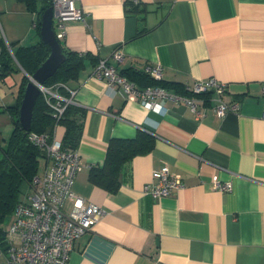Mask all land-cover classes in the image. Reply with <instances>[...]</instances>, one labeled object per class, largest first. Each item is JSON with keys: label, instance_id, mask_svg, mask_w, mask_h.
Wrapping results in <instances>:
<instances>
[{"label": "crops", "instance_id": "obj_1", "mask_svg": "<svg viewBox=\"0 0 264 264\" xmlns=\"http://www.w3.org/2000/svg\"><path fill=\"white\" fill-rule=\"evenodd\" d=\"M125 1L76 0L85 20L66 21L59 39L64 49L86 55L77 78L66 83L83 110L73 150L84 164L100 166L111 138L144 131L153 145L122 165L114 192L94 185L89 168L75 174L72 191L103 214L75 239L66 264H264V0H135L138 13L126 12ZM36 19L24 2L0 0V48L14 61L0 75V157L28 77L14 52L41 41ZM116 51L121 61L113 58ZM100 59L119 72L159 64L161 81L185 90L199 80L225 82L222 99L236 100L238 111L216 116L213 92L197 96L204 113L199 118L170 98L149 110L93 75ZM135 79L128 80L146 86L144 78ZM64 131L56 124L54 138L62 141ZM40 158L36 176L47 163ZM164 166L180 175L183 187L153 198L143 186L156 182L153 173ZM214 174L231 190L213 189ZM71 206L67 200L64 211ZM8 218L4 231L12 214ZM0 264H7L2 254Z\"/></svg>", "mask_w": 264, "mask_h": 264}, {"label": "built area", "instance_id": "obj_2", "mask_svg": "<svg viewBox=\"0 0 264 264\" xmlns=\"http://www.w3.org/2000/svg\"><path fill=\"white\" fill-rule=\"evenodd\" d=\"M75 1L50 0L57 39L64 36L66 21L85 20L84 10L77 7ZM112 56L117 61L122 60L121 53L117 51ZM144 71L154 79H160L162 75L159 64L147 65ZM93 75L104 80L124 100L138 101L149 110L159 108L158 100L170 98L175 102H183L196 118L204 114L197 97L170 93L159 86L138 88L107 60L100 59L97 62ZM63 86L68 92L67 96L60 95L51 87L39 85L53 107L52 115L56 118L61 116L68 103H74V89ZM188 90L195 94L215 93L212 110L218 117L238 111L239 103L236 100L225 102L222 99L226 90L225 82L214 78L199 80ZM261 93L264 94V83ZM51 98H54V103L49 101ZM29 139L42 150L47 163L43 174L35 175L20 192L11 223L4 231L6 249H0V254L5 257L7 264H66L75 239L90 230L103 214L100 206L85 204L71 189L75 174L91 165L84 164L75 150L63 148L61 141L54 138L53 132L30 133ZM153 175L157 181L143 186L144 193L153 198L168 196L183 187L180 175L171 173L166 166L154 171ZM211 183L213 189L221 192H228L232 188L230 182L222 181L217 174L212 176ZM67 200L72 201V206L66 212L63 207Z\"/></svg>", "mask_w": 264, "mask_h": 264}, {"label": "trees", "instance_id": "obj_3", "mask_svg": "<svg viewBox=\"0 0 264 264\" xmlns=\"http://www.w3.org/2000/svg\"><path fill=\"white\" fill-rule=\"evenodd\" d=\"M20 1L25 3L28 10L36 13L35 27L39 33L40 16L50 6V0ZM124 9L126 12L131 13L140 11L138 2L135 0H126ZM139 33H141L140 30L137 31V34ZM58 41L60 42L59 39ZM61 49L65 59L54 74L45 80L44 85L55 89L60 95L67 96L68 92L63 85L66 86L69 80L77 78L86 55L66 50L62 45ZM48 54V45L43 41H39L31 46L19 47L14 52V57L24 71L31 75ZM13 65V58L3 45L0 48V75L10 72L13 69ZM119 73L130 80H136L135 78L138 76L144 78L146 80V86L144 87L159 86L166 90L170 87L173 92L185 96L197 97L210 94V92L192 93L185 90L178 83H164L161 79H153L145 72L124 69ZM28 81V77H24L20 87L21 95ZM49 101L54 103V98ZM53 111L54 109L47 101L45 95L40 92L35 100L30 126L27 130L20 125L18 120L19 110L12 113L13 129L5 147L1 148L2 155L0 157V249L3 251L6 249L7 244L2 225L6 218L12 214L20 192L25 189L27 184H30L32 178L37 174L39 158L44 155L42 150L29 139L30 133L39 134L45 131L52 133L56 124H62L65 127V131L61 143L62 147L66 149H75L81 136V124L77 120V116L83 114L81 108L74 105V103H68L59 118L52 115ZM152 145L153 137L144 131L138 132L137 136L131 139L111 138L108 142L106 156L102 165L89 168V180L94 185L102 187L109 192L116 191L120 184L122 165L135 154L150 150Z\"/></svg>", "mask_w": 264, "mask_h": 264}, {"label": "water", "instance_id": "obj_4", "mask_svg": "<svg viewBox=\"0 0 264 264\" xmlns=\"http://www.w3.org/2000/svg\"><path fill=\"white\" fill-rule=\"evenodd\" d=\"M52 8H46L40 16L39 35L41 41L49 47V54L36 70L28 75L29 81L25 85L18 113V120L23 129L27 130L30 126L33 106L41 89L39 85H44L45 80L52 76L59 65L64 61L61 45L55 36L52 25Z\"/></svg>", "mask_w": 264, "mask_h": 264}, {"label": "rangeland", "instance_id": "obj_5", "mask_svg": "<svg viewBox=\"0 0 264 264\" xmlns=\"http://www.w3.org/2000/svg\"><path fill=\"white\" fill-rule=\"evenodd\" d=\"M41 159V158H40ZM40 168V167H39ZM38 168V169H39ZM25 187V186H24ZM9 218H6L5 222L3 223L4 226H6L8 224Z\"/></svg>", "mask_w": 264, "mask_h": 264}]
</instances>
